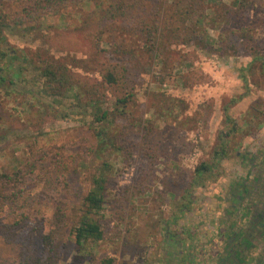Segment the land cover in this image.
Segmentation results:
<instances>
[{"label":"rangeland","instance_id":"obj_1","mask_svg":"<svg viewBox=\"0 0 264 264\" xmlns=\"http://www.w3.org/2000/svg\"><path fill=\"white\" fill-rule=\"evenodd\" d=\"M19 1L0 0V13L8 12ZM234 1L207 0L200 10L209 19L220 12L222 4L231 6ZM138 2L137 8L123 18L107 21L103 19L105 2L86 1L56 16H44L39 25L5 30L2 47L29 57L38 67L49 60L65 63L75 84L96 85L102 82L103 65L121 63L111 52L118 46L125 50L139 48L142 41L133 31L153 20L168 23L175 0ZM252 2L246 10V32H241L238 25L226 24L223 18L206 26L210 48L206 43L195 46L179 42L165 27L162 42L165 57L171 60L169 70L164 71L159 60L146 54L122 56L131 73L123 90L132 88L135 94L129 112L153 130L152 143L159 149L155 160L133 149L130 160L125 159L126 154L111 151L97 159L92 153L97 140L84 123L87 117L81 106H71L69 99L44 98L45 105L40 107L21 94L32 88L30 79L36 74L31 67L24 72L28 85L24 82L17 86L16 93L9 97L0 89V132L6 134V141L0 143V174L9 176L7 183L0 179V190L7 187L3 184L9 186L0 195V264H27L31 258L39 259V264H97L104 257L114 258V264H164L168 232L186 242L192 236L195 246L203 250L201 264H212L207 260L214 247L217 221L226 218L221 214L224 207H229L228 185L243 179L250 167L240 156L255 155L256 164L264 158V116L254 111L263 110L264 96L251 99L244 112L232 111L250 91H264V0ZM162 4L167 8L161 13L155 6ZM248 37L253 43H247ZM224 65L229 74L237 76L238 83L218 87L221 92L228 88L236 91L233 95L220 92L214 102L213 72L219 69L224 75ZM34 88L40 90L39 85ZM99 90H109L104 101L112 108L120 91ZM243 94L241 100L224 110L231 98ZM258 100L260 103L255 104ZM63 114L68 116L63 118ZM124 123L118 118L113 126ZM141 134L136 125L123 130L120 140L133 146ZM224 143L227 158L212 161L214 150ZM102 161L113 168L106 190L108 203L97 217L103 239L87 245L86 252L80 251L92 255L91 260H83L68 233L89 189L91 175ZM211 161L214 168L210 178L185 193L194 168ZM58 212L66 220L64 241L48 252L42 235L52 230ZM175 217L178 220L173 225Z\"/></svg>","mask_w":264,"mask_h":264},{"label":"trees","instance_id":"obj_2","mask_svg":"<svg viewBox=\"0 0 264 264\" xmlns=\"http://www.w3.org/2000/svg\"><path fill=\"white\" fill-rule=\"evenodd\" d=\"M86 1L92 0H21L15 7L8 12L0 13V89H3V95L6 97L16 93V87L24 82L28 85L29 81L24 76L26 68L31 67L36 75L30 79L32 88L22 90L21 94L35 100L36 105L43 107V99H69L70 105L76 103L83 108V113L87 119L85 124L93 132L96 146L92 153L97 159H101V154L106 152H120L126 154L125 159L130 160L133 156L130 150H136L144 158L155 160L158 158V145L153 146V130L143 126L142 119H135L129 112V106L134 104V91L132 88H126L131 79L130 69L127 63L122 59L127 56H135L139 53L146 54L150 59L159 60L165 70H169L171 60L165 57V47L162 39L164 28L169 29V34L182 43H190L195 46L206 43V47H211V38L207 34L206 26L215 25L218 18L225 19L226 24L238 25L241 32H246L248 20L246 15L247 8L253 4L252 0H235L231 6L221 5L220 12L216 16L208 18L204 10H200L203 3L207 0H175L172 5V11L168 16V23L161 19L153 20V23H142L135 35H139L142 41L139 48L134 50H125L122 47H116L113 54L118 55L121 63H109L102 66V82L96 85L88 86L87 83H74V76L70 72V67L59 61H43V66L38 67L32 59L25 55L18 54L11 49H4L2 45L6 43L5 30L24 27L27 24L39 25L42 18L46 15L56 16L68 9L80 7ZM106 3L103 10V19L113 21L117 18H123L131 9L137 8L138 0H100ZM213 1V0H208ZM142 4V2H140ZM162 13L167 7L162 4L155 6ZM161 18H166L162 14ZM195 17V18H193ZM246 36H244L245 38ZM243 36L241 37V41ZM247 43H253L252 38H246ZM98 47V44H95ZM38 55V54H36ZM169 74H167L168 76ZM40 90H34L38 87ZM114 88L120 91V96H116L110 106L105 105V93L109 90H99L100 88ZM34 88V89H33ZM76 88V89H75ZM75 89V90H73ZM71 96L67 98V93ZM245 94L237 98H231L225 105L227 111L229 106L241 100ZM171 102L170 98H166ZM72 101V102H71ZM259 100L255 102L258 104ZM260 103V102H259ZM264 104V103H263ZM261 106V105H260ZM76 107V106H74ZM262 107V106H261ZM32 108V106H31ZM263 110L255 109L258 116H264ZM63 114L62 117H67ZM120 118L125 121L122 126H113L114 121ZM132 121H129V120ZM230 121V118L226 116ZM264 121V117H263ZM260 123L259 125H261ZM142 131L141 139L137 144H126L121 142L120 137L123 130L129 127H136ZM258 125V126H259ZM114 127V128H113ZM233 131V130H231ZM228 132L223 136H228ZM6 141V134L0 132V143ZM228 152L226 144H221L217 150H214L212 161H221L226 159ZM168 156H165L167 159ZM242 162L249 165L246 176L237 182H231L229 186L230 212L225 219L221 220L216 226V243L211 250L213 264H264V158L255 163L256 156H240ZM201 162L193 170L192 180L188 193L191 189L203 186L205 181L210 178L214 168L213 162ZM112 166L107 161H102L91 175L89 189L82 198L79 214L74 226L70 229L68 235L73 237L77 247L78 256H81V250L86 252L85 247L89 244H96L103 239V230L99 219L97 218L107 204V186ZM32 171V170H31ZM32 173V172H31ZM0 179L4 183L9 182L7 173L0 174ZM6 181V182H5ZM7 187L8 184H3ZM7 187H2L0 195H4ZM178 218H173L172 224L176 225ZM66 223L65 216L62 213H56L52 221L53 228L46 235H42V242L48 252H51L63 242L62 232ZM170 226V222L165 223ZM192 241V236L187 238ZM214 244V245H215ZM164 249L167 255L164 264H198V256L191 254L195 251V244L186 242V239H180L178 235H165ZM194 247V248H193ZM199 251L200 248H198ZM259 250V251H258ZM90 253H84L81 256L83 260H91ZM27 264H39L40 260L31 258ZM112 257H104L97 264H114Z\"/></svg>","mask_w":264,"mask_h":264},{"label":"crops","instance_id":"obj_3","mask_svg":"<svg viewBox=\"0 0 264 264\" xmlns=\"http://www.w3.org/2000/svg\"><path fill=\"white\" fill-rule=\"evenodd\" d=\"M224 75L222 73L219 72V69H216L215 73L213 72V77L216 81H214V87L213 90H211L212 92V98H213V101L214 102H217L218 100V94L221 92V90L219 89V85L222 84V85H226L228 87H231L233 86V83L234 85H237L238 83V79H237V76H235L234 74H229L228 71H227V66L224 65ZM236 90H231V89H224L222 90L221 94L219 95H233V93L235 92ZM255 93V94H254ZM257 96H264V91L262 92L261 90H254V91H250L249 95L244 98L242 101H240L234 108H232V111L234 110H239L240 112H244L247 107H248V104L250 103V100L257 97ZM263 133H264V127L262 129ZM230 186V184L228 185V187ZM230 203H229V207H224L222 209V214H221V217L222 216H228V212H230ZM225 219V218H224ZM223 220L222 218H219L218 221H217V224L220 223V221ZM224 221V220H223ZM216 227V226H215ZM216 232V231H215ZM216 243V241H214V244ZM219 244H215L214 246H218Z\"/></svg>","mask_w":264,"mask_h":264},{"label":"flooded vegetation","instance_id":"obj_4","mask_svg":"<svg viewBox=\"0 0 264 264\" xmlns=\"http://www.w3.org/2000/svg\"><path fill=\"white\" fill-rule=\"evenodd\" d=\"M216 226H217V225H216ZM213 241H216V232H215V239H214ZM187 243H190L191 245L194 244V242L189 241V240H188ZM193 248H194V247H193ZM212 249H213V248H212ZM212 249H211V250H212ZM200 250H201V251H199L198 248L196 247V248H195V251H191V254H194V255L198 256V264H201V259H202V257H203V250H202V249H200ZM211 250H210V251L208 250V251H209V256H210V257H209V260H207V262H208V261H211V262H212L211 258L213 257V255L211 254ZM208 251H207V252H208ZM258 251H259V250H258ZM202 263H203V262H202ZM205 263H206V262H205ZM212 264H213V262H212Z\"/></svg>","mask_w":264,"mask_h":264}]
</instances>
